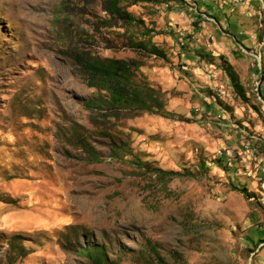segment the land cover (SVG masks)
<instances>
[{
  "label": "rangeland",
  "instance_id": "rangeland-1",
  "mask_svg": "<svg viewBox=\"0 0 264 264\" xmlns=\"http://www.w3.org/2000/svg\"><path fill=\"white\" fill-rule=\"evenodd\" d=\"M109 5L0 0V264H264V0ZM113 58L167 113L90 107Z\"/></svg>",
  "mask_w": 264,
  "mask_h": 264
},
{
  "label": "trees",
  "instance_id": "trees-1",
  "mask_svg": "<svg viewBox=\"0 0 264 264\" xmlns=\"http://www.w3.org/2000/svg\"><path fill=\"white\" fill-rule=\"evenodd\" d=\"M134 1L138 2L140 0ZM121 2L122 0H110V5L108 6L110 13L121 16L130 24H142L144 25L143 34H152V30L145 26L143 21L135 19L132 15L122 10ZM154 45L150 47L151 52L165 57V54ZM133 67H137L135 61L115 58L95 60L87 63V82L90 86L98 90V97L90 102V107L92 109H99L102 105L106 104L108 106L107 108L113 111L130 109L139 112L167 113L165 112L167 111L165 100H162L161 97V90L154 88L147 82H136L133 76L134 73L132 72ZM231 76L233 79H236L234 73H231ZM261 79L264 81V73H262ZM234 83L238 85L237 81H234ZM260 93L262 98H264L261 91ZM139 165L145 167V165L140 162ZM146 171L155 174L156 177L163 182L165 187L168 186L169 181H171L175 175L197 176V174L188 170L179 173L161 168L147 167ZM235 188L240 189L242 192L246 193L247 196H250L247 189H242L238 186H235ZM82 253H84L89 260L88 264H117L116 262L109 261L105 248L102 247L94 246L93 248H82Z\"/></svg>",
  "mask_w": 264,
  "mask_h": 264
}]
</instances>
